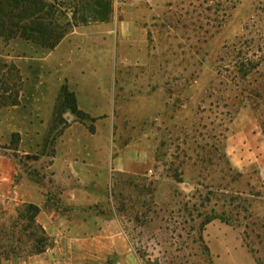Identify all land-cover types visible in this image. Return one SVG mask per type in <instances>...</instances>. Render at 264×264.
<instances>
[{
	"label": "rangeland",
	"instance_id": "374dc122",
	"mask_svg": "<svg viewBox=\"0 0 264 264\" xmlns=\"http://www.w3.org/2000/svg\"><path fill=\"white\" fill-rule=\"evenodd\" d=\"M77 2L61 5L64 23ZM103 5L100 18L109 0ZM147 6L143 47L122 48L119 34H74L96 21L72 27L59 50L46 51L5 18L0 161L14 172L0 187V264L52 252L40 208L24 200L36 184L62 202L56 160L74 146L78 164L89 162L79 154L88 147L100 158L108 147L106 211L120 216L143 264H214L211 247L234 237L264 264V182L247 164L264 145V0ZM239 156L243 169L234 167Z\"/></svg>",
	"mask_w": 264,
	"mask_h": 264
},
{
	"label": "crops",
	"instance_id": "0c3cea01",
	"mask_svg": "<svg viewBox=\"0 0 264 264\" xmlns=\"http://www.w3.org/2000/svg\"><path fill=\"white\" fill-rule=\"evenodd\" d=\"M153 1L158 0L135 2L131 0L127 3H119V0H116V6L114 5L112 17L108 22L80 26L76 28L74 34L94 33L102 35L108 41L119 34L122 48H130L132 44L134 47L138 45L143 47L145 37L142 35L139 38L138 30L145 31V24L150 22L151 12L147 5ZM62 44L63 42L57 47L58 50ZM64 143L79 145L82 141L74 137H65ZM97 149L96 146L88 147V151L79 153L89 158V162L86 163L78 164L75 146L67 148L62 156L57 157L55 165L57 177L62 180L64 188L62 202L49 201L48 194L36 184H31L28 188L30 195L24 202L40 208L37 222L54 243L50 254H33L23 264H143L120 216L106 211L109 205L105 200L104 191L108 177L109 151L108 147L104 148V157L100 158L97 156ZM232 160L236 169L244 168L246 162L242 163L241 157H234ZM247 162L249 166L255 164L258 167L264 182L263 143L249 152ZM13 172L10 163L6 169L0 161V187L4 186L2 180L8 179L11 182ZM6 174L8 176H5ZM90 186L97 188L96 191L87 190ZM15 194L17 193L14 192L16 198ZM211 254L214 257V264H258L252 252L243 247L242 242L236 237L232 244L224 241L221 246L211 247ZM2 264L18 263L15 260H8Z\"/></svg>",
	"mask_w": 264,
	"mask_h": 264
},
{
	"label": "trees",
	"instance_id": "16d2710c",
	"mask_svg": "<svg viewBox=\"0 0 264 264\" xmlns=\"http://www.w3.org/2000/svg\"><path fill=\"white\" fill-rule=\"evenodd\" d=\"M77 1L72 18L64 23L62 18L66 12L62 11V6L53 0H0V30L5 28L6 17L13 18V28L19 32V37L39 45L46 51H53L68 35L72 27L110 20L112 8L108 9V7L112 5V0H109L110 5L105 9V15L102 18H100V13L105 0ZM79 9L83 11L81 15L78 14ZM64 95L66 101L71 102L72 111H77L75 96L68 92ZM30 208L35 212L38 210L34 206Z\"/></svg>",
	"mask_w": 264,
	"mask_h": 264
},
{
	"label": "built area",
	"instance_id": "2783aa9c",
	"mask_svg": "<svg viewBox=\"0 0 264 264\" xmlns=\"http://www.w3.org/2000/svg\"><path fill=\"white\" fill-rule=\"evenodd\" d=\"M56 4H58V5H63L64 3H65V0H53ZM120 1H122L123 2V0H120ZM125 1V0H124ZM51 252V249L50 248H47L46 249V253H50Z\"/></svg>",
	"mask_w": 264,
	"mask_h": 264
}]
</instances>
